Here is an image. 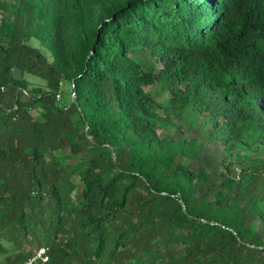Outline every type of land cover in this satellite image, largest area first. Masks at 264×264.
<instances>
[{"label":"trees","instance_id":"trees-1","mask_svg":"<svg viewBox=\"0 0 264 264\" xmlns=\"http://www.w3.org/2000/svg\"><path fill=\"white\" fill-rule=\"evenodd\" d=\"M22 3L0 17V239L32 236L46 264H264V0ZM187 107L224 150L214 166L157 132Z\"/></svg>","mask_w":264,"mask_h":264},{"label":"rangeland","instance_id":"rangeland-1","mask_svg":"<svg viewBox=\"0 0 264 264\" xmlns=\"http://www.w3.org/2000/svg\"><path fill=\"white\" fill-rule=\"evenodd\" d=\"M3 3L8 6V8L0 11V17L5 18L6 20H10L12 18L13 14L11 9L13 8V6L23 4L22 0H3ZM22 9V14L20 13L18 16L21 21L22 31L29 32L30 34L39 32V29L43 24L41 13L35 6L31 4H24ZM24 42L30 47L37 49L47 59L48 62L52 60L51 54L48 49L33 35H27V37L24 39ZM21 75L26 79L29 89L32 87L46 89L45 82L40 77H37L25 71H23ZM144 89L150 92L157 103L162 106L166 104L168 92L165 89L161 88L159 84L153 83L150 86L144 87ZM69 90L70 89L68 82L62 81L60 87L56 92V94L58 95L56 101L59 105L66 104L68 102ZM160 110L161 109H158L159 113H161ZM206 120L207 116L204 113L193 112L191 107H187L179 118L172 117L171 125L160 127L159 129H157V132L159 134H169L175 139H193L194 145L198 147V161L204 164H212V166H214L223 158L225 154L222 146L218 142H214L207 138V133L210 125ZM255 154L256 153L251 152L249 153V155L233 154L231 158L236 159L243 164H247L252 158H254ZM196 159L190 158L189 161L195 163ZM236 170H238V168ZM72 180L75 184L74 191H78L80 189V184L77 178L72 177ZM36 246L37 242L33 239L32 236H29L26 239L21 240L20 242L0 239V264H7L9 259H12L16 254L20 252L29 254L34 250ZM164 264H166V262Z\"/></svg>","mask_w":264,"mask_h":264},{"label":"built area","instance_id":"built-area-1","mask_svg":"<svg viewBox=\"0 0 264 264\" xmlns=\"http://www.w3.org/2000/svg\"><path fill=\"white\" fill-rule=\"evenodd\" d=\"M58 95H55V99ZM47 247L37 246L34 250L29 253L22 261L16 264H46L48 261Z\"/></svg>","mask_w":264,"mask_h":264},{"label":"water","instance_id":"water-1","mask_svg":"<svg viewBox=\"0 0 264 264\" xmlns=\"http://www.w3.org/2000/svg\"><path fill=\"white\" fill-rule=\"evenodd\" d=\"M74 101V97H73V94H71V102Z\"/></svg>","mask_w":264,"mask_h":264}]
</instances>
